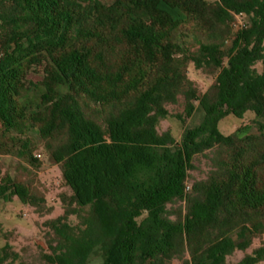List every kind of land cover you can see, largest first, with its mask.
Listing matches in <instances>:
<instances>
[{
	"label": "trees",
	"instance_id": "16d2710c",
	"mask_svg": "<svg viewBox=\"0 0 264 264\" xmlns=\"http://www.w3.org/2000/svg\"><path fill=\"white\" fill-rule=\"evenodd\" d=\"M37 151L70 189L42 264H264V0H0V212L52 213L1 160L35 170ZM201 154L212 169L192 178ZM0 264L35 263L6 242Z\"/></svg>",
	"mask_w": 264,
	"mask_h": 264
},
{
	"label": "rangeland",
	"instance_id": "374dc122",
	"mask_svg": "<svg viewBox=\"0 0 264 264\" xmlns=\"http://www.w3.org/2000/svg\"><path fill=\"white\" fill-rule=\"evenodd\" d=\"M40 72H42V68ZM189 76L199 85L202 91H205L212 81V78L197 73L192 63L189 65ZM202 118L203 111L197 109L187 119L186 123L170 117L162 122V127L165 130L170 129L175 136L180 137L185 128L200 124ZM254 118L255 114L251 111L247 112L243 118L231 114L219 121L218 128L222 134L229 135L241 126L251 124ZM250 133H257V128L252 126ZM1 160L5 169L15 180H33V183L45 194L48 205L53 208V211L50 214L39 215L33 207L21 203L19 199L4 205L0 212V247L9 242L13 249L20 253L22 259L27 262L42 264L41 254L49 252L44 238L46 230L44 223L63 213L60 195L70 193V189L64 185L58 166L48 157L43 156L39 159L41 167L35 170L25 168L24 164H20L17 158L11 156H2ZM211 169L210 159L207 155L201 154L195 156L189 174L192 178L203 179L207 177ZM192 178L189 179V183H191ZM71 221L73 223L77 222L74 217L71 218ZM243 255L242 252H238L232 260L238 261ZM175 264L180 263L175 261Z\"/></svg>",
	"mask_w": 264,
	"mask_h": 264
},
{
	"label": "built area",
	"instance_id": "2783aa9c",
	"mask_svg": "<svg viewBox=\"0 0 264 264\" xmlns=\"http://www.w3.org/2000/svg\"><path fill=\"white\" fill-rule=\"evenodd\" d=\"M235 17H236L235 28L238 29L245 26L247 21H246V17L243 14H236ZM36 157L39 159L43 157L41 151H38L36 153Z\"/></svg>",
	"mask_w": 264,
	"mask_h": 264
}]
</instances>
